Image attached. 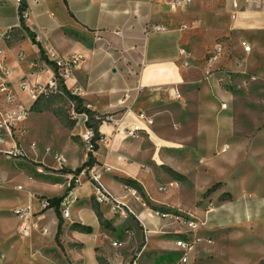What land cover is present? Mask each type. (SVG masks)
<instances>
[{
	"label": "crops",
	"instance_id": "crops-1",
	"mask_svg": "<svg viewBox=\"0 0 264 264\" xmlns=\"http://www.w3.org/2000/svg\"><path fill=\"white\" fill-rule=\"evenodd\" d=\"M24 1L29 13L23 23L24 29L15 28L8 41L0 36L2 59L9 69L8 75L0 76V85L8 82L31 111L34 102L26 91L19 89L18 81L26 78L33 84H46L54 72L53 64L48 61L49 55L81 56L83 59L67 78L66 87L70 91L79 89L86 105L103 116L99 125L103 138L94 152L95 164L110 167L103 172L105 186L116 197L130 203L146 225L142 232L139 221L116 218L108 206L95 201L94 187L85 182L76 190L77 199L72 202L73 224L90 226L92 231L75 230L72 238L85 248L112 247V243L106 241L111 238L123 243L119 249L139 247L137 243L142 241L144 251L150 247L177 250L173 245L175 239L164 235L175 234L177 237L185 233L186 227L154 217L148 209L141 207L124 191L127 181L135 182L152 205H183L194 218L205 220L197 231L202 236L213 238L217 231L225 234L231 229H241L264 237V126L253 138L240 137L230 108L232 95L220 85L217 76H212L199 94L192 97L191 105L185 98L183 88L194 70L187 65L188 52L184 55L180 51L185 49L187 42L185 12L193 5V0L185 7H173V0ZM229 9L231 11V5ZM244 14L264 15V10L241 15ZM17 24L15 0H0V35ZM155 25H162L165 30H153ZM195 45L200 54L202 41ZM19 53L23 58H19ZM33 61H38L40 67L32 68ZM204 70H201L202 76ZM176 93H179L178 97ZM223 102L228 103L227 109H222ZM175 105L182 110L188 108V114L195 115L196 128L192 132L182 130L183 143L178 145L183 154L185 150H191L189 154L195 156L192 150L198 151L199 168L186 172L183 165L179 162L177 165L178 172L191 174L192 196L186 191L181 192L176 180L171 181H176L177 186L160 192L149 166L153 156L159 153L155 148L163 145L157 131L162 129L164 121L168 126L166 109ZM141 114L153 123L142 119ZM107 115L120 121L118 128L105 120ZM134 125L142 128L137 139L129 138L123 132ZM86 128L81 118L77 130L84 134ZM187 139L192 143L186 145ZM78 161L70 156L69 170L77 169ZM214 185L217 187L208 193L214 207L208 211L194 207L200 195ZM42 188L47 192L56 191L52 187ZM174 192H177L176 196ZM31 200L26 192L23 203ZM98 210L109 227L102 224ZM222 245L221 241L216 245L203 242L197 247L203 252L208 247ZM120 261L116 260L119 264L124 263Z\"/></svg>",
	"mask_w": 264,
	"mask_h": 264
},
{
	"label": "rangeland",
	"instance_id": "rangeland-1",
	"mask_svg": "<svg viewBox=\"0 0 264 264\" xmlns=\"http://www.w3.org/2000/svg\"><path fill=\"white\" fill-rule=\"evenodd\" d=\"M193 1V5L185 12L184 22L187 34L184 48L189 56L187 65L194 70V75L183 88L187 104L191 105L194 101L192 97L199 94L201 88L217 76L220 85L232 95L230 108L236 132L240 137L253 138L264 126V15L244 14L235 21L230 16L228 0ZM244 40L253 46L249 56L243 52ZM197 41L203 43L200 54L195 48ZM216 44L223 46L224 53L217 62L209 64L211 51ZM238 62L242 63L241 67ZM202 68L205 69L203 76L200 74ZM244 70L256 74L258 80L245 85L242 73ZM220 71L222 73H218ZM220 77L224 78V82L220 81ZM69 92L71 93L70 90ZM74 105L76 107V101L68 93L42 98L32 107L25 123L26 129L21 135V144L27 155L19 160H6L0 154V264H119L117 259L124 261L123 264H178L181 253L175 248L150 247L144 251L142 241L137 243L139 247L119 249L111 245L112 247L85 248L72 238L75 230L82 232L73 226V214L68 221L63 219L61 209L38 211L39 200L43 198L58 197L65 193L68 196L72 188L76 192L85 182L92 185L89 175L82 177L77 183L73 173L67 172L71 169L70 156L79 160L78 168L89 159L90 153L94 155V152L87 150L83 134L77 130V124L83 116L75 117L72 113ZM83 105L87 106L84 99ZM166 113L168 126H165L164 121L162 129L157 131L163 145L155 148V152L159 153L153 156L149 164L150 171L155 176L157 185L176 180L180 183L179 190L192 196L191 174L178 172L177 165L178 162L183 165L186 172L194 167L199 168L200 157L196 156L198 151L192 150L195 156L189 154L191 150H185L183 154L178 145L183 143L182 130L192 132L196 128L195 115L188 114V108L182 110L176 105L166 109ZM33 143L37 144L36 150L31 148ZM191 143V139L185 140L186 145ZM60 155L67 158V164L63 168L57 162ZM18 185L23 186V189H16ZM45 186L56 191L47 192L42 188ZM140 188L144 191L142 186ZM24 192L32 199L26 204L23 203ZM173 194L176 196L177 192ZM212 201L206 192L200 195L193 206L208 211L214 207ZM28 205L33 207L25 219L16 211ZM149 205L150 208L184 217L179 222H175L173 218L161 219L181 224L186 227L185 233L190 232L186 226L187 220L206 223L205 220L194 218L191 211L183 208L182 204L181 207L167 204L154 206L149 202ZM59 226L61 232L57 234ZM25 229H29V236L24 235ZM139 229L145 231L144 227L139 226ZM164 237L173 240L177 238L175 234ZM112 240L106 238L110 244ZM212 240L213 244L210 245L221 241L223 247H208L203 252H199L196 247L188 264H258L264 260L262 236L245 233L241 229H231L230 233L225 234L214 232ZM173 245L176 247L175 242Z\"/></svg>",
	"mask_w": 264,
	"mask_h": 264
},
{
	"label": "built area",
	"instance_id": "built-area-1",
	"mask_svg": "<svg viewBox=\"0 0 264 264\" xmlns=\"http://www.w3.org/2000/svg\"><path fill=\"white\" fill-rule=\"evenodd\" d=\"M231 5L230 16L233 20H237L242 13L248 12H261L264 10V0H229ZM192 0H173V7H185L190 4ZM15 3L18 7V24L15 27H12L5 32H3L0 36L6 41L11 39L12 32L15 28L24 29V21L29 17L28 7L22 8L25 4L24 0H15ZM153 30L163 31L165 30L162 25L153 26ZM38 39V37H37ZM98 39H101L98 37ZM243 52L246 56H249L253 51V46L247 40L242 42ZM181 54H186V49H182L180 51ZM223 46L221 44H217L214 50L209 57V64H213L217 62L220 57L223 55ZM2 49H0V76L8 75L9 69L7 64L2 59ZM19 58H23V55L19 53ZM82 57L76 54L69 55L67 57H56L54 55L48 56V61L53 64V76L49 79L46 84H39L28 81L26 78H21L19 82V88L22 91H26L29 95V98L35 102L41 96H51L58 94H66L64 85L66 86V80L70 77L76 67L82 61ZM186 64V63H185ZM240 67L242 66L241 62H238ZM32 68H39L40 63L38 61L31 62ZM218 73H222L221 71ZM245 78V85H248L251 82L258 80L256 74L248 72L247 70L242 71ZM223 74L230 77L227 72ZM220 81L224 82V78L220 77ZM231 80V79H230ZM73 95L80 96L79 89H73L71 91ZM177 97L179 93H176ZM222 109H227L228 103L223 102L221 105ZM30 113V107L24 105L21 100H19L18 94L14 88L8 85V82L0 85V154L6 160H19L24 158L27 155V152L23 148L21 144V135L24 133L26 129L25 121ZM72 113L75 117L83 116V120L86 122L89 120V116L85 113L78 114L75 111V105L73 106ZM77 113V114H76ZM140 117L148 121V123L152 124L153 120L147 117L145 114H141ZM105 120L108 123H111L116 128L119 127L120 121L116 120L112 115H107ZM142 131L140 125L129 126L124 129V134L133 139H137L139 137V133ZM94 130L93 128H86V132L83 134V141L86 145V148L89 152H94ZM31 148L33 150L37 149V144L33 143ZM57 162L60 168H63L67 164V158L64 155H60L57 158ZM147 169V168H146ZM106 170H110L106 164L103 165H93L91 167H84L80 173H73V177L76 178V182L79 183L82 177H86L89 175L90 182L92 183L95 192L93 194L95 201L99 205L108 206L111 212L115 217L123 219V221H127L129 219L135 218L140 224L146 229L145 223L140 219L138 212L133 208V206L118 197H116L104 184L103 182V172ZM178 183L175 181H171L166 184H161L158 186V190L160 192H166L169 188L177 186ZM124 191L126 194L137 201L141 207L148 209L154 217L159 218H173L175 222L182 221L184 217L181 215H171L161 211L160 209L150 208L149 201L146 196L140 189L130 184H124ZM16 189L22 190L23 186L18 185ZM75 188H72L69 192L68 196H65L63 200L60 202V207L62 217L65 220L70 221L72 219V202L77 199V196L74 192ZM32 205H28L24 209H18L16 212L20 214L21 217L27 218L26 215L32 211ZM55 209L51 207L50 201L48 198H43L39 200L38 203V211L43 212L45 210ZM37 211V212H38ZM202 223H198L196 220H187L186 226L188 227V233H184L183 236H178L175 239L176 249L179 253H181V258L178 264H188L190 262V256L194 253L198 244L206 242L208 244H213V240L210 237H205L197 233L200 229V225ZM24 228V227H23ZM25 236H29V229H25L23 231ZM121 241H112V245L115 248H119L122 246Z\"/></svg>",
	"mask_w": 264,
	"mask_h": 264
},
{
	"label": "trees",
	"instance_id": "trees-1",
	"mask_svg": "<svg viewBox=\"0 0 264 264\" xmlns=\"http://www.w3.org/2000/svg\"><path fill=\"white\" fill-rule=\"evenodd\" d=\"M22 8H25V4L22 6ZM31 35L33 36V41L35 43L39 44L36 41L34 35L33 34H31ZM39 47L41 48L40 44H39ZM42 57H43V53H42ZM64 89H65V92L68 93L69 96L76 101L75 111L78 114L85 113V114H87L89 116V120L86 122V126L89 127V128H93V130H94L93 143H94V152H95L98 149L99 140H101L103 138L101 133H100V131H99V125L101 123V120L103 119V116L97 114L91 108L83 105V99L81 97H79V96H75V95L71 94L69 92L68 88L65 85H64ZM44 97H49V96H41V97H39L33 103L32 107H34L39 102V100H41ZM95 163H96L95 157H94L93 153H90L89 154V159L81 167H78L74 171L68 170L67 172L78 174V173H80V171L84 167H91V166L95 165ZM126 183L137 187V184L135 182L127 181ZM216 187H217V185H214L212 188L208 189L207 193L213 191ZM66 194L67 193H65L62 196H58V197H49L48 200L50 201L51 207L55 208L56 211H58L59 207H60V202L63 200V198L66 196ZM98 216H99L100 220H102V214H101V212L99 210H98ZM102 224L106 225V226H109L107 223L105 224L103 221H102ZM73 226L76 227V228H79V229H81L83 231H86L88 233H90L92 231V228L90 226H84V225L77 224V223H74ZM60 232H61V229H60V226H59L57 234H59ZM258 264H264V260L260 261Z\"/></svg>",
	"mask_w": 264,
	"mask_h": 264
},
{
	"label": "water",
	"instance_id": "water-1",
	"mask_svg": "<svg viewBox=\"0 0 264 264\" xmlns=\"http://www.w3.org/2000/svg\"><path fill=\"white\" fill-rule=\"evenodd\" d=\"M114 72H116V69H113Z\"/></svg>",
	"mask_w": 264,
	"mask_h": 264
},
{
	"label": "bare ground",
	"instance_id": "bare-ground-1",
	"mask_svg": "<svg viewBox=\"0 0 264 264\" xmlns=\"http://www.w3.org/2000/svg\"><path fill=\"white\" fill-rule=\"evenodd\" d=\"M41 219H42V216H41Z\"/></svg>",
	"mask_w": 264,
	"mask_h": 264
}]
</instances>
